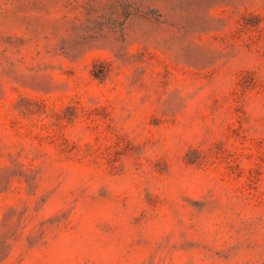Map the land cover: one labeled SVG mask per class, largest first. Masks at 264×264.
I'll list each match as a JSON object with an SVG mask.
<instances>
[{
	"label": "rangeland",
	"instance_id": "obj_1",
	"mask_svg": "<svg viewBox=\"0 0 264 264\" xmlns=\"http://www.w3.org/2000/svg\"><path fill=\"white\" fill-rule=\"evenodd\" d=\"M0 264H264V0H0Z\"/></svg>",
	"mask_w": 264,
	"mask_h": 264
}]
</instances>
